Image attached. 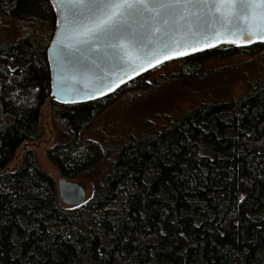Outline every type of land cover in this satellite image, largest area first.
Listing matches in <instances>:
<instances>
[{"label":"trees","instance_id":"obj_1","mask_svg":"<svg viewBox=\"0 0 264 264\" xmlns=\"http://www.w3.org/2000/svg\"><path fill=\"white\" fill-rule=\"evenodd\" d=\"M57 18L51 0H0V264H264V76L239 98L201 101L117 147L84 139L125 91L196 79L210 58L256 57L264 42L223 43L175 59L177 71L152 83L147 72L102 98L62 104L48 59ZM47 100L70 132L48 151L62 177L113 155L103 185L77 206L60 200L32 147L10 167L41 136Z\"/></svg>","mask_w":264,"mask_h":264},{"label":"snow or ice","instance_id":"obj_2","mask_svg":"<svg viewBox=\"0 0 264 264\" xmlns=\"http://www.w3.org/2000/svg\"><path fill=\"white\" fill-rule=\"evenodd\" d=\"M54 8L61 13L63 21L62 41L57 46V64L61 72L66 66L79 65L88 68V59L92 68L100 64L111 63L118 68L134 71L137 64L127 58L128 51L139 48L144 51V62L165 55L176 49L174 56L188 53L180 51L185 44L174 38V34L187 26V35L208 37L209 22L223 28L221 34L241 37L242 44H249L253 39L264 42V0H51ZM195 10V11H193ZM183 21L181 25L178 22ZM189 21H192L189 25ZM157 40L146 44L149 30ZM246 37V39H245ZM75 42L77 54L71 56L65 42ZM164 41H167L166 43ZM230 43H238L233 39ZM55 43V42H54ZM211 47L213 45H206ZM194 51L196 49H193ZM139 59V58H137ZM110 79L100 74L97 83L104 85ZM108 86V85H104ZM89 93L85 92L84 95Z\"/></svg>","mask_w":264,"mask_h":264},{"label":"rangeland","instance_id":"obj_3","mask_svg":"<svg viewBox=\"0 0 264 264\" xmlns=\"http://www.w3.org/2000/svg\"><path fill=\"white\" fill-rule=\"evenodd\" d=\"M180 63L171 60L161 68L148 71L150 75L147 82L152 83L161 75L169 76L177 71ZM203 70L196 79L167 80L162 85L155 83L147 90L125 91L110 107L99 113L92 126L84 132V139L100 141L104 147H117L131 137L160 131L166 124L178 121L186 111L201 101L239 98L246 93L247 82L264 76V52L256 57L246 53L229 58L213 57L204 64ZM69 134L68 127L55 117L52 105L47 100L42 108L41 136L23 144L10 167L20 162L27 147H32L40 166L58 181L62 176L49 159L48 151L57 143L66 141ZM112 159L113 155L108 154L95 169L72 179L85 185L87 198L103 185L104 175Z\"/></svg>","mask_w":264,"mask_h":264},{"label":"water","instance_id":"obj_4","mask_svg":"<svg viewBox=\"0 0 264 264\" xmlns=\"http://www.w3.org/2000/svg\"><path fill=\"white\" fill-rule=\"evenodd\" d=\"M56 11L58 14L57 28L48 49V59L52 74L51 97L53 100L59 103L76 104L93 101L97 98H102L111 94L115 89L128 82L130 79L139 77L140 75L152 70L153 68L167 63L171 60L183 57L174 56L176 49L173 48L171 51L166 53V55L168 56H173V58L170 60L165 59V55H158L155 59H148V62H144L146 59L144 57V51L139 48H132L128 51L127 58L134 59L137 64L141 65L139 67H136L134 71H130L128 68L121 69L115 67L111 63L100 64L99 61H96L99 67L92 68L91 62L96 60V57L91 56L87 58L89 65L88 68L81 69L79 65H68L66 66V69L61 72L57 64L56 56L57 46L62 41V36L59 35V33L63 32V21L61 19L60 11L58 9H56ZM178 23L181 25L184 24L183 21H180ZM191 23L192 21H189V25H191ZM214 24V21L209 22V31L206 33V36L208 37L207 39H205L203 36L189 37L187 35V26L181 28L179 32L174 34V38L176 40L181 41L185 44V47L180 49V51H184L188 54L197 53L211 47L219 46L223 43H228L233 39L237 40L238 43L236 44L240 46H248L253 43L261 42L259 40L253 39L252 43L242 44L239 42L241 40V37L232 34H221L224 33L225 30L219 27H216L215 33H213L211 29L213 28ZM154 40H157V36L153 34L150 29L145 43L150 44ZM164 42L166 43L167 41ZM65 43L66 46L69 47L71 56L75 57L77 55L74 51V49L77 47L75 42L73 41ZM206 45L213 46L207 47ZM193 49L196 50L194 51ZM101 73L105 77H110V79L104 80V85L108 86L100 85L97 83ZM85 92L89 94L84 95ZM58 192L60 200L67 206L80 205L87 199V190L85 185L69 180L65 177H61L58 179Z\"/></svg>","mask_w":264,"mask_h":264}]
</instances>
